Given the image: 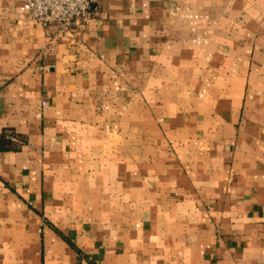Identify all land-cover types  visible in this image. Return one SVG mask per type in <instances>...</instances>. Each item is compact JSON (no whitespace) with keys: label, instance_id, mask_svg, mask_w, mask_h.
<instances>
[{"label":"crops","instance_id":"0c3cea01","mask_svg":"<svg viewBox=\"0 0 264 264\" xmlns=\"http://www.w3.org/2000/svg\"><path fill=\"white\" fill-rule=\"evenodd\" d=\"M93 10L0 0V264H264V0Z\"/></svg>","mask_w":264,"mask_h":264},{"label":"built area","instance_id":"2783aa9c","mask_svg":"<svg viewBox=\"0 0 264 264\" xmlns=\"http://www.w3.org/2000/svg\"><path fill=\"white\" fill-rule=\"evenodd\" d=\"M100 0H23L32 21L48 31L40 53L46 56L55 50L60 39L76 38L94 17L93 4ZM46 103H43L45 106Z\"/></svg>","mask_w":264,"mask_h":264}]
</instances>
